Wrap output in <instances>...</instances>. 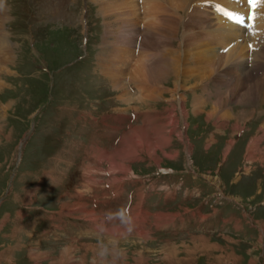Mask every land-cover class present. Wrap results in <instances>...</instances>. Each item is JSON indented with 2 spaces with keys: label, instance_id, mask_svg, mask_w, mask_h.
Returning <instances> with one entry per match:
<instances>
[{
  "label": "rangeland",
  "instance_id": "1",
  "mask_svg": "<svg viewBox=\"0 0 264 264\" xmlns=\"http://www.w3.org/2000/svg\"><path fill=\"white\" fill-rule=\"evenodd\" d=\"M128 1L0 0V264H95L100 243L123 250L118 264H264V86L249 78L254 68L247 48L252 44L244 36L253 23L248 18L253 8L248 0L241 7L239 0L204 1L211 18L244 30L234 37L245 44L242 68L222 76L221 70L230 64L225 65L226 57L217 74V67L201 63L202 48L195 45L203 38L195 44L183 42L185 28L190 32L197 28L185 9L180 12L182 0H176L173 37L162 39L165 33L160 32V41L151 39L152 44L143 47L138 42L145 25L138 23L130 42L132 27H127L117 5ZM257 6L264 7V2ZM126 40L124 46L133 53L122 67L113 57ZM143 51L147 53L143 73L149 72H140L135 79L129 76L134 70L128 65L142 58ZM117 65L122 69L116 71ZM164 69L167 74L162 78ZM89 146L96 150L97 161L86 165L91 181L99 185L98 171H104L106 184L125 183L126 193L118 194L117 203L130 214V232L108 215L118 209L115 199L113 204L107 200L117 193L104 198L94 193V206L87 203H94L92 193H80L85 190L84 170L80 175L75 170L78 163L83 168V160H93L86 151ZM73 149L76 155L70 153ZM186 159L196 173L185 174L190 177L185 192L179 191V181L139 176L179 174ZM103 161L108 162L106 167ZM220 162L224 164L217 174ZM57 169L58 177L73 172L48 189L49 176ZM78 178L81 181L74 182ZM27 185L34 192L30 197L24 193ZM149 192L189 193L188 201L203 197L202 204L210 211L195 215L198 226L193 222L192 227L202 228L213 212L223 218L225 228H235L233 239L185 236V214L190 211L179 208V221L170 225L169 215L142 206L140 195ZM215 193L232 201L235 197L244 208L216 202ZM225 204L230 209L223 210ZM61 210L72 218L70 222H64L67 217ZM63 222L71 233H65Z\"/></svg>",
  "mask_w": 264,
  "mask_h": 264
},
{
  "label": "bare ground",
  "instance_id": "2",
  "mask_svg": "<svg viewBox=\"0 0 264 264\" xmlns=\"http://www.w3.org/2000/svg\"><path fill=\"white\" fill-rule=\"evenodd\" d=\"M192 1H194V2H192ZM204 1L205 0H182L181 1V3H180L181 6H179V8L181 9V8L185 7V8H188V10L190 9L188 12V17L192 21L194 26H196V28H197L196 32H190V30H189L190 28L189 29L185 28V30L187 32H186V35L185 34L183 35V42L189 43L191 41L190 44H195V42H197L200 38H203L202 42L195 45L197 47L202 48L201 51L203 53L198 52L199 56H200V53H202L204 55L203 61L201 63L203 65H205V63H206V64L213 65V66L217 67V74L221 73V71L224 72L222 74V76L228 75L229 74L228 71H231L230 72L231 74H236L237 71L240 68H242V65H243L242 60H243L244 56L242 54V51L244 49L245 44H243L244 41H240V42L234 41L235 40L234 37L239 35V32H236V31H240V32L243 31L244 32V30H240L239 28L238 29L236 28L237 30H233L235 28V26H237L234 23H231V24H229L227 22L221 23V21H216L215 19L211 18L210 15L208 13L206 14V12L204 11V7L206 5ZM138 4L142 5L141 8L139 7L141 9L139 12L137 10ZM117 5L119 6L118 7L119 9H122L121 12L125 14L124 15L125 19H126L125 23H126L127 27L128 26L132 27V32L129 35L130 36L129 41H130V38L134 35L133 32L136 31V29H138V26H137L138 23L142 22L143 23L142 25H145L146 29L143 28V29H145L143 32H145V31L146 32L143 33L142 37L140 36L141 38L138 42L139 47L146 46L149 43L152 44L153 41L151 42V39H153V40L157 39V40H154V42L156 41V43H157L158 38L160 37V35H159L160 32L165 33L164 34L165 36L160 37L162 39H167V38L173 37V35H174V33H173L174 21L176 20V18H174V14H176V12H177L176 9L173 11V7L176 8V6H178L176 0H172V1L171 0H140V3H137V0H129L127 3H119ZM128 5H129V7H128ZM127 7L129 9H126ZM116 10L118 11V9H116ZM108 12H109V10H108ZM238 12L241 13L242 11L238 10ZM115 13H116V11H115ZM162 13H164V14H162ZM251 13H252V15H251L252 19H250V20L253 23H252V25H249V27L247 29V34L244 35L247 39L250 40V44H252L251 51H252V55H253L254 72L252 74H249V75H251L249 78H252L253 82L255 81L254 84L256 86H259V85L264 86V61H263L264 60V57H263L264 56V7L256 6L255 8H253ZM256 16L258 17V19H256ZM120 21H121V18H120ZM237 24H239V23H237ZM124 27H126V26H124ZM109 28H112V25H110ZM201 29H203L205 31L202 32V31H200ZM188 31L190 32V35H188ZM112 32L113 31L111 29H109V33H112ZM260 32H261V35H260ZM0 35H2V34H0ZM153 35H155V37ZM258 35H260V36L258 38H256ZM134 38H135V36H134ZM160 38H159V41H160ZM129 41L128 40H126L124 42L122 41L119 44L120 45L119 51L113 57L114 60H116L117 63H120L122 67L127 64L126 63V62H128L127 58L133 53V52H131L132 49H127V45L124 46V44L129 43ZM163 42L165 44V42H167V41L163 40ZM105 43H107V42H105ZM213 43L215 45H213ZM166 44H168V46H171L170 45L171 43H166ZM210 45H211V47H210ZM169 50L173 51V49L171 50V48H169ZM162 53H163V51H162ZM141 55H143L142 58H138L137 60L131 62L130 65H128V67L131 66V68H133V70H134L131 74H129V76L131 75L135 79H138L139 77H141L140 72L143 73V71H145L143 68V62H144L143 58H145L147 53L143 51V52H141ZM131 56H130V58H131ZM225 57H226V59H225ZM140 59H142V60H140ZM170 61H172V60H170ZM223 62L225 63V65L228 62H230V64L228 67L225 66L220 71L219 67L222 65ZM172 65H173V67L175 66L177 68L176 60L173 59ZM121 66L117 65L118 68L116 67L117 68L116 71L122 69ZM176 68L174 69V74L178 73ZM171 69H172V67H171ZM146 72H144V73H146ZM159 73H160V71H159ZM153 74H154V71H153ZM165 74H167V71H165V69H164L162 78H164ZM155 76H156V74H155ZM149 77H150V75H149ZM175 77H176V79L172 80V82L176 84L178 77L177 76H175ZM136 82H139V81H136ZM262 93H264V91H262ZM118 231H119V229H118Z\"/></svg>",
  "mask_w": 264,
  "mask_h": 264
},
{
  "label": "clouds",
  "instance_id": "3",
  "mask_svg": "<svg viewBox=\"0 0 264 264\" xmlns=\"http://www.w3.org/2000/svg\"><path fill=\"white\" fill-rule=\"evenodd\" d=\"M108 215L119 220L122 225L126 226L129 232L132 230L130 227L132 223L130 214L123 208L117 209L115 213L110 212ZM123 254V250L120 249L118 245L100 243L97 252L98 259L95 264H118V261L121 259Z\"/></svg>",
  "mask_w": 264,
  "mask_h": 264
},
{
  "label": "snow or ice",
  "instance_id": "4",
  "mask_svg": "<svg viewBox=\"0 0 264 264\" xmlns=\"http://www.w3.org/2000/svg\"><path fill=\"white\" fill-rule=\"evenodd\" d=\"M261 2H264V0H248V4H249L250 8H255ZM249 19H252V17L250 16Z\"/></svg>",
  "mask_w": 264,
  "mask_h": 264
},
{
  "label": "crops",
  "instance_id": "5",
  "mask_svg": "<svg viewBox=\"0 0 264 264\" xmlns=\"http://www.w3.org/2000/svg\"><path fill=\"white\" fill-rule=\"evenodd\" d=\"M107 186L110 187V184L108 183ZM48 189H50V186H49ZM15 193H16V192H15ZM24 193H29L28 197H30V196H31V193H34V192H33L31 189H29V188L27 187V190H26V191L24 190ZM62 206H64V209L66 208L64 204H63ZM60 209H61V208H60ZM66 210H67V208H66ZM67 211H69V210H67ZM20 212H21V211H20ZM20 212H19V213H20ZM19 213L17 212L15 215L17 216V214H19ZM95 246H97V245H93V247H95Z\"/></svg>",
  "mask_w": 264,
  "mask_h": 264
}]
</instances>
